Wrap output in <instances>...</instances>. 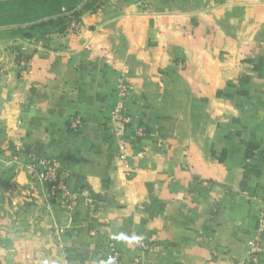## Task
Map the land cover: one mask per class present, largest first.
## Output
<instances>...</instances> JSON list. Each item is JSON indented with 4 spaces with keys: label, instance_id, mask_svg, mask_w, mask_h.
Listing matches in <instances>:
<instances>
[{
    "label": "crops",
    "instance_id": "crops-1",
    "mask_svg": "<svg viewBox=\"0 0 264 264\" xmlns=\"http://www.w3.org/2000/svg\"><path fill=\"white\" fill-rule=\"evenodd\" d=\"M81 21L21 43L20 60L0 46V264H111L108 234L117 264H137L140 241L143 264H264L247 260L264 203V0H109ZM30 152L100 209L62 208Z\"/></svg>",
    "mask_w": 264,
    "mask_h": 264
},
{
    "label": "built area",
    "instance_id": "built-area-1",
    "mask_svg": "<svg viewBox=\"0 0 264 264\" xmlns=\"http://www.w3.org/2000/svg\"><path fill=\"white\" fill-rule=\"evenodd\" d=\"M130 86L126 83H122L119 90V101L112 111L111 120L115 125V131L117 135H120L119 131L122 130L124 124L129 123L130 117L126 113V100L130 95ZM69 126L74 132H78L83 126V120L80 116H73L69 121ZM143 129H136V135H142ZM120 151L118 154L119 160L123 163L124 167L129 166V144L123 138L119 144ZM31 158L30 168L33 171L36 178L41 184L47 186L50 195H59V204L66 210H74L79 205H86L90 213H93L100 209V204L93 200L91 197L79 192H73L67 185L66 175L61 169V163L55 158L42 157L35 152H30ZM137 156L142 157V153H138ZM259 229L255 238L251 241V250L247 258L248 261H256L259 254L264 251V241L262 236L264 234V203L259 213ZM64 229L62 226L54 224V233L56 238L60 241L61 234ZM106 243L110 250L108 262L111 264H117L120 262V250L118 247V237L115 234L106 235ZM140 253L136 258L137 264H143L147 253L153 250V245L145 241L139 242Z\"/></svg>",
    "mask_w": 264,
    "mask_h": 264
},
{
    "label": "rangeland",
    "instance_id": "rangeland-1",
    "mask_svg": "<svg viewBox=\"0 0 264 264\" xmlns=\"http://www.w3.org/2000/svg\"><path fill=\"white\" fill-rule=\"evenodd\" d=\"M70 6L74 8L71 11H66L68 14L72 11L83 10V6L87 1L90 0H69ZM109 0H94V6L97 4L100 7V3L108 2ZM64 0H0V46H6L8 49H13L14 45L21 46L24 42H31L33 39L24 38L20 33H11L13 28L19 26L31 25L37 22H43L49 20L50 18H56L58 15H46L45 12H53L55 8L59 7ZM152 3H157V0H151ZM93 5L85 9V11L79 16V18L72 17L69 23V28L72 31L79 32L82 30L83 24L81 17L84 13L96 10ZM98 7V8H99ZM62 11H65V6H63ZM64 12V13H66ZM36 13L43 14L41 18L28 21L33 18ZM46 28H40L34 30V35L32 38L37 37V35L44 31ZM22 43V44H21ZM128 85V84H127ZM129 86V85H128Z\"/></svg>",
    "mask_w": 264,
    "mask_h": 264
},
{
    "label": "trees",
    "instance_id": "trees-1",
    "mask_svg": "<svg viewBox=\"0 0 264 264\" xmlns=\"http://www.w3.org/2000/svg\"><path fill=\"white\" fill-rule=\"evenodd\" d=\"M94 0L87 1L84 6L83 10H78V11H72L71 13H67L66 11H71L74 7L70 6V1L69 0H64V2L61 5V2L58 4L59 7L55 8V11L53 12H45L44 14L50 16V15H58L56 18H50L49 20L43 21V22H37L31 25H25V26H19L17 28H13L10 32L11 33H20L22 37L24 38H31V39H39L42 36H44L47 33H52V32H64L67 30L70 20L72 17L79 18V16L85 11L86 8L89 6L93 5L94 6ZM98 4V3H97ZM95 5L93 8L97 9L99 6ZM103 4V2L100 3V5ZM63 6H65V11H62ZM66 12V13H64ZM43 14L36 13L33 15L32 19H29L28 21L36 20L42 17ZM44 16V15H43ZM40 28H46L44 31L40 32L37 37L32 38V35H34V30L35 29H40ZM30 39V40H31ZM16 54V57L18 60H20L21 56L23 55V52L21 50V47L19 45H14L13 50Z\"/></svg>",
    "mask_w": 264,
    "mask_h": 264
}]
</instances>
